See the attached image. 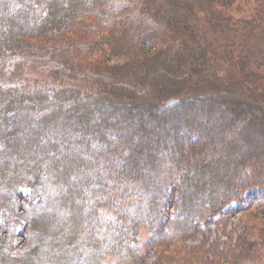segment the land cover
<instances>
[{"label":"trees","instance_id":"trees-1","mask_svg":"<svg viewBox=\"0 0 264 264\" xmlns=\"http://www.w3.org/2000/svg\"><path fill=\"white\" fill-rule=\"evenodd\" d=\"M237 1L0 0V215L30 236L0 227V264H214L185 242L229 202L216 264H264V0Z\"/></svg>","mask_w":264,"mask_h":264},{"label":"rangeland","instance_id":"rangeland-1","mask_svg":"<svg viewBox=\"0 0 264 264\" xmlns=\"http://www.w3.org/2000/svg\"><path fill=\"white\" fill-rule=\"evenodd\" d=\"M253 9L254 5L251 0H239L229 10L226 9L225 12L233 18H246L251 15ZM242 204L243 206L253 207L255 203L249 200ZM237 205L238 203L235 202L225 203L222 213H216V216L211 217L212 219L209 222L201 225L204 233L197 239L186 241L185 244L187 246L199 244V255L207 259L208 262L216 264L218 261H228L230 247L232 246L229 236L234 238L239 233L243 223L250 220L247 213L237 211L239 208ZM0 227H4L3 230H6L8 233V236H4L3 242L7 247L13 248L15 251L21 250L27 245L30 236L23 224L6 221V217L0 215ZM181 247H184V245L182 244ZM160 250L161 248L159 247L152 248L151 250L145 249L148 259L153 258L156 255L154 253ZM258 250L261 251L262 257L264 249L259 248Z\"/></svg>","mask_w":264,"mask_h":264}]
</instances>
